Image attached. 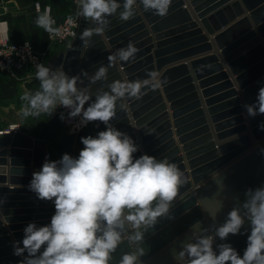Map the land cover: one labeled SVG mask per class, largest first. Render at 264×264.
<instances>
[{"label":"water","instance_id":"95a60500","mask_svg":"<svg viewBox=\"0 0 264 264\" xmlns=\"http://www.w3.org/2000/svg\"><path fill=\"white\" fill-rule=\"evenodd\" d=\"M109 19L105 36L94 35L93 46L85 50L80 34L94 25L77 16L75 38L49 67L62 68L70 77L84 71L92 75L101 65L107 66L111 53L132 42L139 49L136 59L110 68L108 80L92 85L91 91L108 90L106 85L117 79H145L150 71L160 74L159 88L147 89L139 100L124 101L127 111L119 110L118 102L111 123L138 145L134 158L143 154L168 158L189 177L180 189L183 199L170 210L174 218H160L141 245L145 249L142 264H176L174 253L183 243L194 242L193 224L199 221L201 228L209 229L207 234L214 233L227 213L245 201L247 189L264 187V130L260 128L264 115L250 117L244 108L256 102L264 86V0H173L165 17L138 9L129 21ZM204 32L212 36L211 41ZM154 39L158 43L153 51ZM207 52L211 55L199 56ZM81 78L86 86L88 80ZM24 87L35 92L40 82L30 80ZM103 130L106 126L96 121L76 134L62 135L55 147L57 161L65 153L78 157L84 147L81 137H95ZM46 152L43 140L23 131L0 135V165L5 166L0 168V185L8 179L14 186L0 187V216L8 221L0 222V264H20L27 253L14 255L13 243L22 242L29 223L48 225L55 213L53 202L39 200L28 187ZM195 231L200 233L199 228ZM241 233L229 234L224 241L217 237L216 244L229 243L242 256L250 222H245ZM128 251L125 241L112 254L110 264H118Z\"/></svg>","mask_w":264,"mask_h":264},{"label":"clouds","instance_id":"9594fccd","mask_svg":"<svg viewBox=\"0 0 264 264\" xmlns=\"http://www.w3.org/2000/svg\"><path fill=\"white\" fill-rule=\"evenodd\" d=\"M172 2L77 0L76 15L94 25L80 34L83 48L93 46L94 35L105 36L110 17L126 22L136 17L138 9L165 17ZM40 8L37 4L36 26L50 37H62V29L54 27L51 8L45 7L43 12ZM68 22L72 23L71 18ZM138 52L129 42L111 53L107 66L101 65L92 75L84 71L70 77L62 68L52 70L43 63L36 65L35 79L40 88L20 96L22 118L51 115L62 106L69 110V119L79 118L74 125L76 129L99 121L106 130L95 137H81L84 147L78 157L65 153L58 161L45 160L41 169L33 172L29 190L39 200L53 202L55 213L48 225L38 227L29 223L23 230L22 242L13 243L14 255L27 253L20 264H110L112 254L125 241L130 251L122 254L118 264H142L145 233L160 218H174L170 210L178 199H183L180 189L189 182V177L168 158L158 160L147 154L134 158L138 145L111 123L117 116L118 102L119 110L127 111L124 101L139 100L147 89L161 86L159 73L150 71L145 79H117L106 85L108 90L101 87L94 93L91 91L92 85L108 80L110 68L134 61ZM81 77L88 80L86 86ZM244 108L250 117L264 115V86L259 88L256 102L245 104ZM260 128L264 130V123ZM245 197L240 207L227 213L225 222L214 233L207 234L209 229L201 228L199 221L193 224L194 242L183 243L181 250L174 253L176 264H264V187L247 189ZM246 221L250 222V234L242 256L229 243L216 244L217 237L224 241L229 234H242ZM0 222L8 223L3 216Z\"/></svg>","mask_w":264,"mask_h":264},{"label":"crops","instance_id":"0c3cea01","mask_svg":"<svg viewBox=\"0 0 264 264\" xmlns=\"http://www.w3.org/2000/svg\"><path fill=\"white\" fill-rule=\"evenodd\" d=\"M35 2H39L42 8L46 6L50 7L51 15L56 21H61L72 13H77V9L72 7L70 0H13L11 2V10L4 17L7 22V36L10 41L30 42L39 54L45 56L47 64L49 65L53 58L70 47L71 42L65 41L61 44H49L48 33H46L43 28L36 26L35 21L39 13L34 9ZM212 7L213 6H210L207 10L210 11ZM154 34L152 35L153 38ZM207 37L210 41L212 40V36L207 35ZM157 43L158 41L154 39L153 51L156 50ZM169 45L172 46L174 44ZM213 51L212 49L211 52ZM211 52L199 56L211 55ZM196 57L198 56L189 58V60H187L188 63ZM25 73V71L21 72L14 68L0 72V119H14V121H10L7 125L19 124L21 126V131L33 138L43 140L46 143L47 151L55 154L53 147H55L59 138L63 135L58 125V120L54 116L47 114L35 118H22L19 114L23 104L20 100V96L27 91L24 84L30 81L25 77ZM191 73L193 75V70H191ZM167 105L169 104L167 103ZM168 113L171 116L170 110H168ZM0 123L1 125H5L6 121L3 120ZM0 130H2V128H0ZM172 131L174 134L173 139L180 149V155H182L184 159L183 163L186 166L187 172H189L187 162L184 158V152L181 150V145L177 142L178 138L175 135V129L172 128ZM6 149L9 151L10 148L7 147ZM0 187L12 188L14 186H11L7 179V183L0 185Z\"/></svg>","mask_w":264,"mask_h":264},{"label":"built area","instance_id":"2783aa9c","mask_svg":"<svg viewBox=\"0 0 264 264\" xmlns=\"http://www.w3.org/2000/svg\"><path fill=\"white\" fill-rule=\"evenodd\" d=\"M13 0H0V72L7 71L9 69H17L18 71H25V77L29 80H36V65L43 63L45 66L49 67L47 60L44 55L39 54L32 44L28 41L12 42L7 36V22L5 21V15L11 10V2ZM72 7L78 8L77 0H70ZM40 3H34V9L36 10V5ZM41 6V5H40ZM48 7V6H46ZM45 7H41L40 11L43 12ZM77 13H72L61 21H56L54 27H59L62 29V37H50L48 34L49 44H61L65 41H70L75 38L76 30L78 27ZM69 18H71L72 23H69ZM51 68V67H50ZM52 70H56L51 68ZM86 107V106H85ZM68 109L58 106L56 110L51 114L58 120V125L60 127L61 133L64 134H76L81 131L84 127L76 129L74 125L78 123L79 118L69 119ZM63 114L64 119H61ZM90 124V123H89ZM88 124V125H89ZM21 131V126L19 124H10L6 128L0 130V135H13L14 132ZM57 161L55 154L53 152L47 151L43 160Z\"/></svg>","mask_w":264,"mask_h":264},{"label":"rangeland","instance_id":"374dc122","mask_svg":"<svg viewBox=\"0 0 264 264\" xmlns=\"http://www.w3.org/2000/svg\"><path fill=\"white\" fill-rule=\"evenodd\" d=\"M3 120L6 121V124L1 125V123H0V128H2V129L6 128L8 126L7 124H9L10 121H14V119L9 118V119H0V122ZM55 147H56V145H55ZM55 147H53L54 148L53 151H55Z\"/></svg>","mask_w":264,"mask_h":264}]
</instances>
